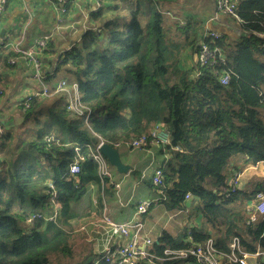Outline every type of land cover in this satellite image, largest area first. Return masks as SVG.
Returning <instances> with one entry per match:
<instances>
[{
  "label": "trees",
  "instance_id": "obj_1",
  "mask_svg": "<svg viewBox=\"0 0 264 264\" xmlns=\"http://www.w3.org/2000/svg\"><path fill=\"white\" fill-rule=\"evenodd\" d=\"M96 2L88 25L60 53L52 72L77 85L87 122L67 110L62 93L33 97L28 108L25 100L17 108L25 138L20 131L16 139L13 133L0 136V264H50L52 257L71 255V225L91 217L90 211L76 215L71 204L89 183L100 187L90 156L99 144L96 136L115 148L156 126L168 131L170 144L158 147L166 156L161 185L146 183L168 209L186 208L200 224L186 227L181 238L162 232L149 252L168 258L166 250L211 239L216 250L228 253L233 238L247 253L264 251V215L250 222L249 206L242 214L231 209L264 193V180L254 190L218 196L244 166L262 164L264 173V0H233L240 37L212 41L199 33V22L168 23L159 0ZM201 41L219 49L216 62L182 68L184 53L197 55ZM18 56L0 45L3 66L11 68L9 61ZM226 75L227 84H221ZM77 161L79 172L71 175L69 167Z\"/></svg>",
  "mask_w": 264,
  "mask_h": 264
},
{
  "label": "crops",
  "instance_id": "obj_2",
  "mask_svg": "<svg viewBox=\"0 0 264 264\" xmlns=\"http://www.w3.org/2000/svg\"><path fill=\"white\" fill-rule=\"evenodd\" d=\"M65 1L69 3L68 12L63 15L54 8L50 0H9L4 13L0 17V45L10 46L13 51L15 50V45L21 50H26L32 48L38 41L44 38L49 39L46 47L42 51H39L43 63V72L48 76L43 82L35 78L33 69L26 58L21 56L15 58V63L11 68L5 65L3 66V63H0L1 135L3 133H18L20 131L18 128L19 121H17L19 117L17 108L25 98L31 94H35V98H40L41 96H36V94L41 92L43 86H46L49 90H53L59 82L65 81L67 83L65 78L68 76L64 74L59 77L63 73H56L54 75L52 72L57 64L60 53L67 50L77 41L81 30L88 25L89 13L95 9L97 2L96 0ZM159 1L166 14L168 23L175 21L177 23L179 22L180 26H182L187 19H190L191 21L194 20L200 23V34L206 28L230 40H236L240 37L241 31L237 20L222 14H218L216 19L210 20L216 13L214 0ZM2 31H4L3 36H1ZM13 32H15V35L11 37ZM197 61V55L191 52V50H188L183 55L181 67L190 68ZM67 87H69L68 84ZM64 98L67 101L65 96ZM119 153L121 158L123 155L132 153L131 157L127 156L126 160H122L123 163L129 161L124 164L132 167L128 174L120 175L113 170V181L120 185V191L116 193V190L112 186L109 189L108 186L103 188L100 184L98 188L95 183H89L85 188L83 197L78 202L71 204V209L76 215L84 211H90L91 213V217L86 223H75L73 228L71 225V231L69 232L71 238L74 239L71 250L78 251L79 249L85 248V254L90 256L87 259L89 263L92 262L94 255L98 256L104 253L105 232L102 229L95 232L92 231L93 224L104 213L118 222L130 220L142 221L143 235L153 243H157L158 237L164 231L172 235L170 231H167L168 226L181 228L179 234L183 235L186 227L200 224V219L190 217L186 208L182 210H171L161 203L153 207L161 224L159 223V225H155L156 227H154L153 225L150 226L148 223H144L143 216L136 215V206L138 202L143 200L155 201V199H158L157 193L152 188L151 191L148 190V185L145 180H148L149 183L151 182L154 169L160 167L162 160L166 156L160 154L158 147L152 146L148 149H141L138 152H128V150L121 148ZM2 158L3 155L0 154V160ZM258 165H261L260 176L263 181L264 173L262 164L251 166L249 169L256 170ZM136 170L139 172L140 178L132 179V171L135 172ZM243 172L241 171L240 175ZM252 178L253 174H249L247 178L248 186L244 190H250L254 186L256 182ZM90 185L94 186L96 191L95 206L90 204L88 199H85L88 196ZM134 198H137L136 202H133ZM253 202L243 204L234 203L231 209L234 212H240L242 214L243 208L252 206ZM179 213H183V218L188 221L186 226L180 220H175L171 224V218H175ZM84 225L88 230L81 231L79 228ZM157 227L160 228L159 231H157Z\"/></svg>",
  "mask_w": 264,
  "mask_h": 264
},
{
  "label": "built area",
  "instance_id": "obj_3",
  "mask_svg": "<svg viewBox=\"0 0 264 264\" xmlns=\"http://www.w3.org/2000/svg\"><path fill=\"white\" fill-rule=\"evenodd\" d=\"M9 0H0V17L4 13L6 5ZM54 8L60 14L67 13V7L65 6V0H50ZM214 5L216 13L210 20L216 19L218 14L226 15L234 18L238 21L235 14V3L233 0H214ZM204 38H209L216 40L220 38V35L216 32L207 30L203 31ZM46 38L38 41L30 49L21 50L15 45V50L19 56L26 58L27 62L33 69L35 78L43 82L48 76L43 72V63L40 58V49L45 44ZM220 54L219 49H212L207 43L201 41L199 44V49L197 53V60L200 66H206L211 63H215L217 60V55ZM222 61V59H221ZM10 64L15 63V59H11ZM221 84H227L228 76H223L221 79ZM77 85L72 83L67 87L65 81L59 82L53 90H48L46 86H43L41 92L36 94V96L47 97L53 94L62 93L67 99V110L74 112L77 116L83 117L84 120L88 118L87 108L79 101V96L76 95ZM35 97V94L29 95L25 98V108H28L29 102ZM86 112V113H85ZM1 135V130H0ZM99 144L94 151L90 150V156L94 163L97 165V172L99 176V181L101 186H112L116 190V193L120 191V185L114 183L113 181V170L109 166L106 159L99 153V146L104 143L100 137L96 136ZM170 144L169 133L167 130L161 127H155L150 134H142L140 136L134 137L125 143H116V150L124 148L128 152H138L141 149H148L152 147H165ZM114 148V149H115ZM174 151H181V149L176 146L173 148ZM120 154V153H119ZM127 156L131 157L132 153L123 155L120 159L121 161L126 160ZM134 158V155H133ZM83 157L80 156V161ZM129 161H125L127 163ZM123 163V164H124ZM130 166V165H128ZM132 169V167L130 166ZM79 172V162L73 163L69 167V173L71 175L77 174ZM240 173L234 176L230 181V189L225 192L218 193V196L229 198L233 195L237 189L240 179ZM162 171L160 167L154 169L151 176V184L155 187L161 185L162 183ZM190 194L185 195V200H189ZM154 201L143 200L138 202L136 206V215L142 216L147 213L151 208ZM249 213L250 222H254L258 216L264 215V193L257 192L254 195V202L252 206L245 209ZM244 211V212H245ZM92 231H102L105 232V247L104 253L100 258L93 259L92 262L88 264H103V263H117V264H138L141 261H146L147 264H160L166 259L170 260H193L194 264H259V262H264V251L260 248H256L254 253H247L241 249L239 241L237 238H233L229 244V252L223 253L216 250L213 241L211 239L199 244L195 247H191L185 250L168 251L164 252V255L168 258L156 257L154 254L150 253L148 249L152 246V241L143 235V225L138 220H130L126 222H118L113 220L109 215L102 214L99 220L93 224ZM79 229L84 230L85 226H81Z\"/></svg>",
  "mask_w": 264,
  "mask_h": 264
},
{
  "label": "rangeland",
  "instance_id": "obj_4",
  "mask_svg": "<svg viewBox=\"0 0 264 264\" xmlns=\"http://www.w3.org/2000/svg\"><path fill=\"white\" fill-rule=\"evenodd\" d=\"M97 6V5H96ZM167 19V18H166ZM15 35V32H13L11 34V37H14ZM61 73V72H60ZM62 75L64 74H61L59 77H61ZM62 82V81H61ZM49 90V89H48ZM64 95V94H63ZM76 95L78 97V93L76 92ZM84 122L86 123L87 121L84 120ZM154 129V128H153ZM22 130V128H21ZM152 131V130H151ZM148 134H150V132ZM22 133L19 134L20 138H25V134H23V130L20 131ZM19 133V132H18ZM14 134V137L13 139H16L17 138V132L16 133H13ZM148 134H145V135H148ZM16 143V142H15ZM235 163V160L233 161V164ZM158 165V164H157ZM236 165L237 166H241V163L240 162H236ZM110 166V165H109ZM111 167V166H110ZM112 168V167H111ZM229 169V167H227V170ZM112 170H114L112 168ZM260 170H261V165H258L256 170H251L249 168H247L246 166L243 167L242 171L243 174L241 175L240 179H239V184H238V189L239 190H244L247 186H248V182H247V178L249 176V174H253V178L252 180L256 183H259L262 181L261 179V176H260ZM133 175H132V179H139L140 178V174L139 172L136 170L135 172L132 171ZM142 180H145V179H142ZM145 182H148V180H145ZM254 183V185L256 184ZM147 184V183H146ZM151 184H149L147 186L148 190L151 191ZM90 189H89V193H88V196L85 198V199H88L90 204H92L93 206L96 205V191H95V187L90 185L89 186ZM88 187V188H89ZM255 186H253L250 190L254 189ZM248 191V190H246ZM161 197L158 196V199H155L153 205L151 206V208L147 211V214L145 215H142L143 216V222L144 223H148L150 226H154L156 227L155 225H159L160 221L158 219V216L157 214L155 213V211L153 210V207H155L156 205H158L159 203H161L162 205H164L166 207V204L164 202H162L160 200ZM137 201V198H134L133 202H136ZM167 208V207H166ZM165 208V209H166ZM167 212V211H166ZM172 220L170 221L171 224H173L175 222V220H180L181 223L184 224V226L187 225L188 221L186 219L183 218V213H179L177 216H175V218H171ZM140 221V220H139ZM142 223V221H140ZM143 224V223H142ZM161 224V223H160ZM85 226V225H84ZM157 231H159L160 228H156ZM81 230V229H80ZM85 230H88V228H85ZM82 231V230H81ZM167 231H170L171 234L176 237V238H181V234H179L181 232V228H175V227H172V226H168L167 228ZM78 233V232H77ZM174 233V234H173ZM90 256L86 255L85 254V248L83 249H79L78 251H72L71 250V255L69 256H59V257H52L51 258V263L50 264H82L84 263Z\"/></svg>",
  "mask_w": 264,
  "mask_h": 264
},
{
  "label": "water",
  "instance_id": "obj_5",
  "mask_svg": "<svg viewBox=\"0 0 264 264\" xmlns=\"http://www.w3.org/2000/svg\"><path fill=\"white\" fill-rule=\"evenodd\" d=\"M4 31L1 32V36ZM99 153L106 159L108 164L115 170L117 174L126 175L131 171L130 166L123 164L120 159L119 151L114 149L107 143H102L99 146Z\"/></svg>",
  "mask_w": 264,
  "mask_h": 264
},
{
  "label": "bare ground",
  "instance_id": "obj_6",
  "mask_svg": "<svg viewBox=\"0 0 264 264\" xmlns=\"http://www.w3.org/2000/svg\"><path fill=\"white\" fill-rule=\"evenodd\" d=\"M222 198H224V197H222ZM226 199V198H225ZM261 216V215H260Z\"/></svg>",
  "mask_w": 264,
  "mask_h": 264
}]
</instances>
